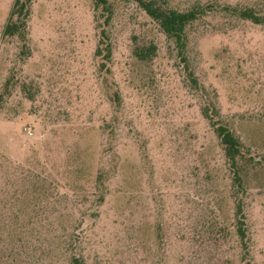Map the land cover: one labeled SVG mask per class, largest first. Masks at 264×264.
<instances>
[{
	"label": "rangeland",
	"instance_id": "rangeland-1",
	"mask_svg": "<svg viewBox=\"0 0 264 264\" xmlns=\"http://www.w3.org/2000/svg\"><path fill=\"white\" fill-rule=\"evenodd\" d=\"M167 1L215 6L188 29V68L241 143L246 251L201 92L157 24L115 0L107 61L90 0H32L23 55L2 35L14 0H0V217L24 264H64L61 236L86 264H264V24L221 10L264 17V0Z\"/></svg>",
	"mask_w": 264,
	"mask_h": 264
},
{
	"label": "trees",
	"instance_id": "trees-1",
	"mask_svg": "<svg viewBox=\"0 0 264 264\" xmlns=\"http://www.w3.org/2000/svg\"><path fill=\"white\" fill-rule=\"evenodd\" d=\"M32 0H14L8 21L4 26L2 35L5 37H17L23 43L22 54H26L27 20L29 7ZM93 5L95 22L99 31V43L95 51L96 56L109 60L111 56V45L108 36V27L114 14L113 3L115 0H90ZM122 2L135 3L152 21H154L161 33L169 39L176 50L177 57L184 65L187 72L189 85L201 92L204 104L201 107V115L212 128L213 133L219 141L224 158L232 177V185L235 193L234 202V232L243 250L247 249L246 217L243 210V202L240 195L243 193L242 181L238 170V157L241 154V143L238 137L220 119L217 106L211 101L203 87H199L198 81L188 68L187 58V32L190 26L202 19L208 12L215 9L214 5H194L187 10H177L169 7L167 0H118ZM230 14L240 19L250 21L254 24H264V17L257 14L252 7L231 8L223 7ZM156 47H135L134 55L140 61H147L155 54ZM105 68V65L103 66ZM201 88V89H200ZM114 99L118 96L114 94ZM112 171H99L95 178V188L100 191L105 186ZM99 200H102L100 197ZM18 224V221H15ZM8 220L0 217V264H24L26 256L22 258L21 240L9 246L6 242L7 236L3 227H9ZM62 248L57 254L63 259L64 264H86L84 255L77 237L69 236L60 238ZM28 258V257H27ZM57 258V257H56Z\"/></svg>",
	"mask_w": 264,
	"mask_h": 264
}]
</instances>
